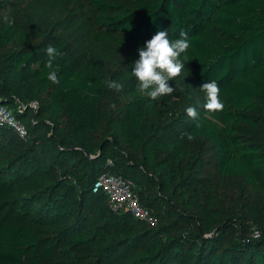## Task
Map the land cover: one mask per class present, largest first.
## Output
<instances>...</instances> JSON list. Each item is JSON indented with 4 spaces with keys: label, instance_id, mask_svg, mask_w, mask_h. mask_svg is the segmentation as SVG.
<instances>
[{
    "label": "trees",
    "instance_id": "obj_1",
    "mask_svg": "<svg viewBox=\"0 0 264 264\" xmlns=\"http://www.w3.org/2000/svg\"><path fill=\"white\" fill-rule=\"evenodd\" d=\"M160 30L190 41L169 86L215 80L222 111L139 95ZM0 100L28 129L0 125V264H264V0H0ZM106 171L156 225L92 191Z\"/></svg>",
    "mask_w": 264,
    "mask_h": 264
},
{
    "label": "clouds",
    "instance_id": "obj_2",
    "mask_svg": "<svg viewBox=\"0 0 264 264\" xmlns=\"http://www.w3.org/2000/svg\"><path fill=\"white\" fill-rule=\"evenodd\" d=\"M8 18L5 17L7 22ZM190 48L188 34L180 32V37L170 40L167 30L157 31L151 39L145 42L143 47L138 49L139 59L134 62V68L131 75L135 78L136 91L140 96L146 97L150 101H157L163 96L172 94L175 89L169 86V81L180 76L185 68L181 60L182 54H185ZM45 67L49 70L47 79L53 84H59L58 73L55 62L62 56L59 49L49 45L46 48ZM106 86L109 89L119 91L121 85L113 80H106ZM201 90L206 94L203 108L208 112L222 111L224 105L220 100V88L215 80L208 81L201 86ZM189 118L196 121V127L199 128V113L194 107L186 108ZM187 135L189 140L195 137L192 134Z\"/></svg>",
    "mask_w": 264,
    "mask_h": 264
},
{
    "label": "built area",
    "instance_id": "obj_3",
    "mask_svg": "<svg viewBox=\"0 0 264 264\" xmlns=\"http://www.w3.org/2000/svg\"><path fill=\"white\" fill-rule=\"evenodd\" d=\"M37 102L33 103V106ZM0 125L11 126L21 138L26 139L28 129L23 121L7 105L0 100ZM111 164V159L109 160ZM94 193L103 192L108 197L109 204L116 209L128 210L132 215L142 221L148 222L151 225L158 223V218L152 211L144 205L135 191L134 183L131 179L124 177L121 174L112 171L102 173L92 186Z\"/></svg>",
    "mask_w": 264,
    "mask_h": 264
},
{
    "label": "rangeland",
    "instance_id": "obj_4",
    "mask_svg": "<svg viewBox=\"0 0 264 264\" xmlns=\"http://www.w3.org/2000/svg\"><path fill=\"white\" fill-rule=\"evenodd\" d=\"M173 83L175 91L172 93V104L176 106V108H179V110L187 107V105L192 102L205 103L206 94L201 90V86L192 87L189 82L179 86L178 80H175ZM211 162L212 163L208 165V171L213 174L216 172L213 157Z\"/></svg>",
    "mask_w": 264,
    "mask_h": 264
}]
</instances>
